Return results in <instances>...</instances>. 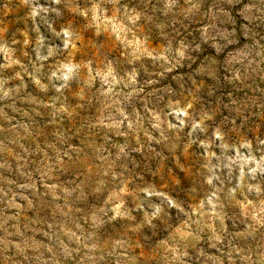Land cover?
I'll list each match as a JSON object with an SVG mask.
<instances>
[{
	"label": "clouds",
	"instance_id": "9594fccd",
	"mask_svg": "<svg viewBox=\"0 0 264 264\" xmlns=\"http://www.w3.org/2000/svg\"><path fill=\"white\" fill-rule=\"evenodd\" d=\"M179 2L165 0L166 13ZM119 3L0 0V264H264V133L230 136L180 98L133 105L151 91L145 61L169 76L188 69L151 50L141 12L110 14ZM93 42L113 46L106 63ZM255 45L238 61L249 75L264 71ZM185 48L178 41L177 55ZM146 148L162 154L151 170ZM85 191L99 195V213L85 211Z\"/></svg>",
	"mask_w": 264,
	"mask_h": 264
},
{
	"label": "rangeland",
	"instance_id": "374dc122",
	"mask_svg": "<svg viewBox=\"0 0 264 264\" xmlns=\"http://www.w3.org/2000/svg\"><path fill=\"white\" fill-rule=\"evenodd\" d=\"M43 2V0H41ZM81 7H88L89 0H76ZM196 9L189 11L191 5H186L185 0H180L179 5H174L173 11H165V0H120V3L106 5L113 10L118 9L124 13V5L129 10L135 9L141 12L143 31L148 34V44L155 38L158 43L151 49L154 53L166 52L172 59V67L187 68L179 74L169 76L163 73L159 63L145 61L146 64H154V67L141 68L142 84L145 89H151L140 101L133 98L132 104L140 102L146 106L159 105L165 97L180 98L190 101L196 108L197 116H210L217 123L228 130L230 136H236L241 130H251L257 135L264 133V71L249 75L245 71V64L238 63L248 53L255 56L258 50L255 41L264 44V0H239L238 3L229 4L227 0H192ZM253 5L249 11L246 5ZM17 12L20 10L17 9ZM22 15V12L20 13ZM7 23L13 27H25L29 31L32 28L31 21H25L16 16L8 18ZM41 31L48 35L46 26L37 18ZM83 28V26H82ZM91 32L92 29H86ZM248 37V44L244 45L240 40V34ZM17 36L19 33L16 34ZM183 41L186 46L183 55H177L178 41ZM48 41H46V44ZM95 47H103L105 51V63L107 51L113 47L110 43L101 46L93 42ZM90 46H93L90 44ZM235 47L236 51L228 52L221 60L218 57L224 55L228 48ZM213 50L216 55L214 56ZM47 53V47L43 50ZM35 54L33 53V57ZM259 59V57H257ZM194 66H196L194 68ZM264 68V65L261 66ZM221 68L226 75L222 76ZM240 69L241 79L235 80V70ZM163 73V76H162ZM161 79H167L168 83L163 87H157ZM233 119L237 121L234 125ZM258 119L261 123H254ZM240 121H243L241 124ZM252 128L249 129V125ZM161 147H164L161 145ZM188 153L185 152V156ZM162 154L145 149L146 170H151L153 165L160 162ZM185 172L192 179V172L187 166ZM102 192L103 189H100ZM94 199L96 203H90ZM80 202L85 205V211L99 213L97 205L100 202L98 194L90 191L80 193ZM46 211V210H45ZM50 217L44 215L45 222ZM99 219V216H98ZM167 227L171 230L172 224L169 218ZM125 229H115L116 233Z\"/></svg>",
	"mask_w": 264,
	"mask_h": 264
}]
</instances>
